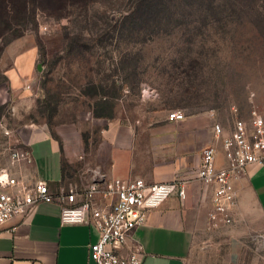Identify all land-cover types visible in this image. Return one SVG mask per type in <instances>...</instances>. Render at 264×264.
Segmentation results:
<instances>
[{
  "label": "rangeland",
  "instance_id": "1",
  "mask_svg": "<svg viewBox=\"0 0 264 264\" xmlns=\"http://www.w3.org/2000/svg\"><path fill=\"white\" fill-rule=\"evenodd\" d=\"M218 4L223 5L218 14L190 15L172 30L140 36L112 28L120 23L119 6L99 3L68 5L64 13L40 8L34 20L18 17L10 27L3 26L1 143L8 145L28 124L45 128L66 154L67 186L78 178L77 164L69 160L77 156L80 141L84 147L87 140L97 141L111 119L154 122L181 111L185 117L210 115L227 127L253 109L264 115V0ZM229 6L232 13L225 11ZM82 43L91 45L90 50L79 48ZM35 45L39 56L27 71V50ZM101 80L107 92L118 91L113 118L93 113L95 97L88 92ZM46 101L58 102L51 119ZM5 128L12 133L7 135ZM36 159L38 177L46 179L45 158L36 153ZM190 264H264V217L215 230L207 223Z\"/></svg>",
  "mask_w": 264,
  "mask_h": 264
},
{
  "label": "crops",
  "instance_id": "2",
  "mask_svg": "<svg viewBox=\"0 0 264 264\" xmlns=\"http://www.w3.org/2000/svg\"><path fill=\"white\" fill-rule=\"evenodd\" d=\"M26 55L31 63L28 71L35 67L38 47L28 48ZM9 77L15 83L13 75ZM214 125L207 114L177 121L166 115L154 122L111 119L105 122L97 141L87 140L84 147L81 140L77 156L69 160L77 164L74 183L80 187L103 177L125 181L142 178L148 184L183 183V195L173 194L149 211L144 224L134 232L146 252L143 264H190L194 244L212 209L211 189L198 175L203 149L214 146L217 166L227 164L221 142L215 139ZM47 132L28 124L18 129L9 144L31 151L32 163H23L18 173L32 180H41L36 153H42L49 168L42 180L56 190L65 184L64 163L68 160L61 142ZM6 145H0V168L10 165ZM233 184L238 215L234 223L222 228L264 217V166H249L238 173ZM97 239V231L88 224L62 223L60 204L41 202L30 214L0 226V264H96L90 257V246Z\"/></svg>",
  "mask_w": 264,
  "mask_h": 264
},
{
  "label": "built area",
  "instance_id": "3",
  "mask_svg": "<svg viewBox=\"0 0 264 264\" xmlns=\"http://www.w3.org/2000/svg\"><path fill=\"white\" fill-rule=\"evenodd\" d=\"M168 118H185L173 111ZM9 135L10 131H6ZM215 139L221 142L227 164L218 167L214 146L203 149L200 179L212 192V209L208 227L219 229L234 223L238 215L233 179L255 164L264 166V115L253 109L247 118L236 117L227 127L214 125ZM0 140V145H1ZM9 166L0 168V226L17 216H26L41 202L61 205L64 224L92 226L98 239L90 246L96 264H143V245L134 237L149 211L159 208L173 194L183 195L179 180L148 184L142 178L92 181L88 186L60 185L56 190L45 180H32L18 172L23 163L31 164V151L23 145H6Z\"/></svg>",
  "mask_w": 264,
  "mask_h": 264
},
{
  "label": "trees",
  "instance_id": "4",
  "mask_svg": "<svg viewBox=\"0 0 264 264\" xmlns=\"http://www.w3.org/2000/svg\"><path fill=\"white\" fill-rule=\"evenodd\" d=\"M221 1L230 0H0V29L5 25L10 27L18 17L25 20L30 18L34 20V16L40 8L54 13H64L62 11L68 5L88 7L91 4L99 3L119 6V10H116V12L120 14V23L117 26L111 25L112 28L116 29L118 27L120 30L136 32L140 36L142 33L146 35L148 32L172 30L178 25H183L184 18L190 15H200L202 17L205 14L209 16L218 14L223 11V5L219 6L218 4ZM225 11L232 13L234 9L229 6ZM20 21L23 20H19L17 23H21ZM21 35L22 33L16 37ZM69 44L71 49L73 44L71 38ZM81 47L85 51H89L91 45L82 43L79 48ZM80 51L79 49L81 54ZM91 88L92 90L88 92V95H94L95 97L94 115L96 117L113 118L118 91L113 89L112 93L107 92L102 80L98 84H93ZM38 104L40 108L43 107L41 103ZM57 105L58 102L53 105L52 101L44 103V110L49 111V119L58 112Z\"/></svg>",
  "mask_w": 264,
  "mask_h": 264
}]
</instances>
